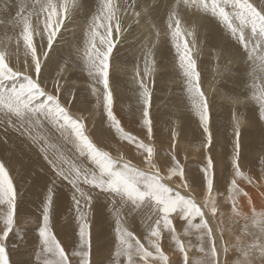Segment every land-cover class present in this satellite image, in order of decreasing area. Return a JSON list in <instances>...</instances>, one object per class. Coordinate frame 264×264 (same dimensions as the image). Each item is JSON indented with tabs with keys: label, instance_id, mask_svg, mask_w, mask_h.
I'll use <instances>...</instances> for the list:
<instances>
[{
	"label": "snow or ice",
	"instance_id": "6c2138e0",
	"mask_svg": "<svg viewBox=\"0 0 264 264\" xmlns=\"http://www.w3.org/2000/svg\"><path fill=\"white\" fill-rule=\"evenodd\" d=\"M12 8L15 12L9 17ZM161 8L167 16L166 33L172 35L180 68L194 94L193 106L206 144L211 146L210 102L201 91L194 59L197 41L202 38L209 52L215 49L217 57L241 68L246 61L259 60L260 72L264 74V3L257 6L250 0H102L93 11L91 0H0V25H6L8 32L13 33H5L0 41L6 45L0 47V147L5 154H14L16 144L12 137L16 136L45 162L38 170H29L21 162L11 176L0 157V205L5 208L0 218V264H18L12 254L29 243L20 220L31 213L22 208L18 212L23 200L18 189L27 188L41 172L51 175L42 193L34 230L38 235L31 242L35 264H105L94 258V228L96 252L101 250V244L100 229L92 215L102 214L109 203L127 206V213L132 216L129 222L118 214L114 227L105 216L108 227L113 229L108 234L109 258L113 248L116 258L112 264H193V250L199 254L195 264H264V212H256L254 201V196L264 199V173L254 178L242 171L240 125L234 128L232 178L230 186H225L224 200L229 205L231 224L244 221L243 234L233 235L234 229L226 228L225 212L218 203L220 179L213 171L212 158L201 175L192 176L175 153L168 159L159 158L152 146L125 131L114 114L109 82L113 50L127 39L126 33L133 27L154 21ZM188 9L193 10L190 15ZM81 16L82 24L78 23ZM182 22L193 25L183 32L192 40H181ZM77 28L79 39L69 41L67 34L71 31L75 36ZM160 40L161 34L156 31V41ZM147 47L144 62L150 76L148 63L156 44L149 41ZM65 48L67 53L54 59L53 54ZM78 71H87L94 85H102V90L95 86L90 93L77 89L74 81ZM237 78L243 84L239 73ZM261 79L264 81V75ZM139 84L144 127L151 137L152 89L143 79ZM243 94L242 91L239 95ZM92 96L102 102L106 122L119 138L134 146L143 167H137L133 159H114L100 146ZM252 98L259 104L256 118L264 123V88H259ZM196 195H204L203 201L197 200ZM242 202L250 206L251 215L245 214ZM73 208L76 227L61 220ZM136 217L144 219L146 240L135 234ZM249 220L259 228L258 236L249 232ZM178 224L183 227L182 233ZM165 234L174 242L177 260L164 251ZM250 235L252 239L247 241ZM37 244L39 252H35Z\"/></svg>",
	"mask_w": 264,
	"mask_h": 264
},
{
	"label": "rangeland",
	"instance_id": "374dc122",
	"mask_svg": "<svg viewBox=\"0 0 264 264\" xmlns=\"http://www.w3.org/2000/svg\"><path fill=\"white\" fill-rule=\"evenodd\" d=\"M101 2L102 0H91L92 10L95 11L97 5ZM250 2L259 6L261 3H264V0H250ZM14 12L15 8H12L9 17L11 14H14ZM187 12L191 13V9H188ZM9 17H5V19H8ZM166 23L167 16L165 10L162 8V10L156 14L154 21L146 23L144 26L145 30L151 35H156V31H159L161 34V40L159 43L157 42L160 48L157 53H155V57H151L152 60L149 58L148 63V69L152 65L157 68V73L151 78V80L148 77V79L144 80L145 82L150 83L152 89L149 114L153 123V135L149 137L146 134V129L144 127V120L142 117L144 102L139 84L140 79L134 75L135 73L132 71L130 61L128 60L127 62L125 58V56L129 54L131 58L138 59L137 68H140L139 70L142 72L141 74L143 76L145 75V55L141 53L143 48L140 47V43L143 41L141 36L144 32L141 31V29L138 30L137 27H133L130 33H126L127 39L117 44V47L113 50V55L110 58V62L112 61L111 63H118V68L124 67L123 71H128L124 75L121 74V72L118 73L117 70L115 72L112 70L109 71L110 86L113 87V92L115 91L117 93L119 101L117 105L114 103V105L117 106V109H114V114L121 121V126L125 131L136 135L138 139L143 140L145 143L152 146L159 158L168 159L175 153L177 159H179L181 164L185 167L186 172L192 176L201 175L204 166L211 157L213 160V171L220 179V190L216 192V195L218 203L221 204V210L225 212V226H227L230 213L228 211L229 205L224 203L226 198L225 186H230L229 182L232 177V141L234 138V128L239 124L238 121L236 122L235 120L237 115L243 116L244 119H247L246 117L249 118L247 119L249 123L247 122L246 125H243L240 128L242 141V171L244 168L249 167L248 162L251 159L254 164L248 169L249 175H252L255 178L258 174L264 173V123L259 122L256 118L259 104L252 98L253 93H256L259 88H264V81L261 79V76L264 74L260 72L259 60L256 62L246 61L244 67L241 68L238 65H233L223 57H217L215 49H212L211 52H209L208 49L204 47L205 41L202 38L197 41V44L202 51L199 53L196 71L199 74V85H202V87L200 85L201 91H206L205 94L210 102V127L213 132V144L211 146L207 145L206 137L202 132L199 115L193 106L194 94L190 92L188 78L185 77L183 70L178 65L180 62L179 56L176 54L175 47L172 43L171 33H166ZM5 33H7L8 36L13 35V33L8 32L6 25H0V35L5 37ZM79 37L80 33H76L75 36H73V33L69 31L67 34V39L69 41L74 39L78 40ZM2 39L3 38H1V41ZM181 40L188 41L186 36H183V33H181ZM0 45H2V47L5 46L4 43H0ZM67 51V48H65L63 52L54 54L59 57L60 55L66 54ZM158 55L159 57L157 58L156 56ZM22 59L23 58L21 57V60ZM111 63L110 65L112 67ZM226 68L228 69V74L225 73ZM129 71L134 74H130ZM238 73L243 77V84H241L240 80L237 78ZM52 75H55L54 71ZM212 79L216 82H210ZM208 82H210L211 85L217 83L219 92L213 91L211 93L208 91ZM74 84L77 89H86L89 93L93 86L102 90V85H94V82L88 76L87 71H78L76 73ZM113 85H115V87ZM253 85H255V87H253ZM242 91L244 94L239 95ZM95 98V96L91 98V108H94V110L97 106V99L95 101ZM96 113H98L97 116ZM85 115H87V113H85ZM95 120L96 125L100 124L98 125L100 127H96V134L100 141V146H102L104 150L109 151L114 159L120 157H123L124 159L138 157L140 159L139 153L134 146L128 145L125 141L121 140L119 135L115 133V130L106 122V113L104 110H95ZM99 120L103 122V127ZM89 122L91 124H89V127L92 128L93 124L91 123V118ZM12 139L16 144V151L14 154H5L4 149L0 147V157L4 158L6 166L10 169L11 176L15 175V169L21 162H23L29 170H38L44 165L45 162L40 159L34 151H30L28 146L24 144L20 138L13 136ZM150 140L151 142H149ZM181 143L188 145V148L186 147V149L185 145H180ZM244 145L249 147H245L244 149ZM130 150L135 153L131 152L132 156L133 154L135 155L134 157L131 156ZM138 158V161L133 159V161L135 160L133 163H135L137 167H143L142 165L139 166L140 163ZM50 175L51 173L45 174L41 172L32 182L29 183L27 188L22 190L18 189L20 195L23 197V200L19 203L18 212L19 209L22 208L31 213L30 216H25L20 221V228L23 231L25 239H28L27 241L29 243L26 247L21 248L12 254V259L17 261L18 264H26L29 260H32L33 264H35V255L33 254V245L31 242L38 235L34 230L37 226V218L40 215L44 185ZM206 194L205 190L204 195ZM204 195H196L197 200L203 201ZM243 204L245 206L246 214L251 215L250 206L247 205L246 202ZM255 209L257 213L264 212V199L260 204L255 201ZM4 211V206L0 205V218H2ZM61 211H63V208H61ZM105 211L100 215L95 213L92 215L95 225L100 229L99 239L101 244V250L96 252V231L94 228L93 254L94 258L104 260L105 264H112V261L116 258L114 255V248L111 250V259L109 258V241L107 239L108 234L113 229L108 227V223L105 221V216L113 227L115 225V218H117L118 214L122 220L128 219L127 221L129 222L132 221V216L128 215L127 206L121 207L119 204L113 206L109 203L107 204ZM112 217H114L113 219L115 220H112ZM61 220L65 223L67 221L70 222L71 220L72 226L76 227L77 221L75 220V209L73 208L70 213H65V215L61 217ZM0 226H2V224H0ZM248 226L250 233H259V228L253 225L251 220L248 221ZM133 229L137 237L146 240L147 227L143 218H135ZM177 229L179 232H183V227L180 224L177 225ZM181 238L185 240L188 239V237L184 236ZM251 239L252 236L246 237L247 241H251ZM169 241L170 240L167 239L165 234V239L162 241L164 251L170 255L171 259L177 260L178 257L173 254L174 242ZM192 241L195 243L194 236L192 237ZM35 252H39L38 244L35 246ZM190 258L193 260V264H195L199 259L198 252L193 250L190 253Z\"/></svg>",
	"mask_w": 264,
	"mask_h": 264
},
{
	"label": "bare ground",
	"instance_id": "6f19581e",
	"mask_svg": "<svg viewBox=\"0 0 264 264\" xmlns=\"http://www.w3.org/2000/svg\"><path fill=\"white\" fill-rule=\"evenodd\" d=\"M161 10H162V8H161ZM192 9H191V13H192ZM189 15L191 14L190 12H187ZM184 15V13L182 12V16ZM164 18H165V16H164ZM89 19H90V17H89ZM78 23H83V17L81 16L79 19H78ZM146 24V23H145ZM145 24L144 25H142V26H140L139 28H138V30H140L141 29V31H143L144 32V34L141 36V39L143 40L141 43H140V47L141 48H143V51H141V53H143V55H146L147 54V52L149 51V49H148V47H147V44L149 43V41L151 42V43H153V44H156V48L155 49H153L152 50V58H154L155 57V53H157V51H158V49L160 48L159 46H158V44H157V41H156V35H151L150 33H148L146 30H145ZM164 24H165V22H164ZM73 27L75 28L76 27V25H73ZM191 27H193V25H190V24H185V23H183L182 22V24H181V33H183L185 30H190L191 29ZM165 30V29H164ZM76 33H80V31H79V29L77 28L76 29ZM1 38H3L2 39V41L4 40V37H2L1 35H0V41H1ZM186 38L188 39V40H192L193 39V37L192 36H186ZM6 46V45H5ZM0 47H2V45H0ZM202 51V49L198 46V44H196V48H195V53H194V59H196V62L198 61V57H199V53ZM81 54H82V49H81ZM131 54V53H130ZM54 55V59L55 58H58L57 57V55L56 54H53ZM160 55V54H159ZM159 55L158 56H156L157 58L159 57ZM150 57V60H152V58ZM125 58H126V60H127V62H128V60L130 61V63H131V67H132V71L135 73H133L134 75H136L137 76V78L138 79H143V80H146V79H150L151 80V78H153V76L157 73V68L156 67H154V66H150L149 67V71H150V73H151V75L149 76L146 72H145V75L143 76L141 73L142 72H140V68H137V60L138 59H136V58H131V56L128 54V55H126L125 56ZM135 60H136V62H135ZM112 62V61H111ZM110 62V63H111ZM126 62V63H127ZM230 62V61H229ZM112 64V67H111V65L109 66V71L110 70H112V71H116L117 70V72L118 73H120L121 72V74H125L126 72H128V71H123L124 70V67H120V68H118L119 66H118V63H111ZM125 64V63H124ZM179 66H180V62H179V64H178ZM230 65H231V63H230ZM234 65V64H233ZM129 66V65H128ZM139 66V65H138ZM118 68V69H117ZM215 69V68H214ZM158 70H159V68H158ZM130 72V71H129ZM139 73V74H138ZM226 74H228V69L226 68V72H225ZM54 74H55V71H54ZM128 74V73H127ZM130 74H132V72H130ZM132 74V75H133ZM229 76V75H228ZM123 77H126V76H123ZM148 77V78H147ZM132 78V77H131ZM136 78V77H135ZM127 79H128V77H127ZM124 80H126V79H124ZM260 80V79H259ZM127 82V81H126ZM210 82H216L214 79H212ZM210 82H208L209 84H208V91H210L211 93L213 92V91H218L219 92V88H218V86H217V83H215L214 85H211L210 84ZM258 82V81H257ZM256 84V83H255ZM111 85V84H110ZM201 85V84H200ZM114 87H115V85H113ZM201 87H202V85H201ZM260 87V86H259ZM92 88V87H91ZM113 88V87H112ZM114 90V89H113ZM212 90V91H211ZM206 92V91H205ZM208 95V94H207ZM113 96H114V103L117 105L118 103H119V101H118V98H117V93L114 91L113 92ZM93 97V96H92ZM91 97V98H92ZM101 100H102V98H101ZM95 101H96V98H95ZM97 106L95 107L96 109L95 110H97V109H101V110H103V105H102V102H98L97 101V104H96ZM94 109V108H93ZM114 109L116 110L117 109V106H115L114 105ZM115 113V112H114ZM158 114V113H157ZM98 115V113H96V116ZM126 117V116H125ZM247 119H249L248 117H246ZM247 119H244V117L243 116H238L237 115V118H235V120H236V122L238 121V123L240 124V128L243 126V125H246L247 124ZM166 120H167V118H166ZM234 120V121H235ZM100 121V120H99ZM101 122V121H100ZM251 122V121H250ZM249 123V122H248ZM89 124H90V122H89ZM102 124V123H101ZM91 125V124H90ZM98 125H100V124H98ZM98 125H96V127H100V126H98ZM254 125V124H253ZM93 126V125H92ZM91 126V127H92ZM102 127H103V124H102ZM104 128H105V126H104ZM97 129V128H96ZM105 130V129H104ZM107 130V129H106ZM97 132V131H96ZM100 132V131H99ZM103 132V131H102ZM101 132V133H102ZM109 132V131H108ZM101 135V134H100ZM196 135H197V133H196ZM97 138H98V136H97ZM100 138V137H99ZM156 140V139H155ZM149 142H151V140L149 141ZM177 142V141H176ZM244 144H245V142H244ZM180 145H185L184 143H181ZM199 146V145H198ZM188 148V145H185V148ZM245 145L243 146V148L245 149ZM249 147V146H248ZM248 147H246V148H248ZM186 148V149H187ZM157 150V149H156ZM123 151V150H122ZM134 153L133 151H131L130 150V153ZM132 153H131V156H132ZM135 154V153H134ZM133 154V156L132 157H134L135 155ZM263 154V153H262ZM127 155V154H126ZM125 156V155H124ZM253 156V155H252ZM138 158V157H137ZM137 158H133V159H136L137 160ZM129 159V158H128ZM139 159V158H138ZM138 161V160H137ZM29 162V161H28ZM133 162H135V160L133 161ZM249 167H251L254 163H253V160H249ZM37 164V163H36ZM135 164V163H134ZM137 164V163H136ZM245 164V163H244ZM251 164V165H250ZM139 166H140V164H139ZM197 166V165H196ZM249 167H247V168H244V166H243V168H244V170H243V172L246 174V175H249V172H248V169H249ZM33 168V167H32ZM220 171V170H219ZM258 174V173H257ZM258 175H260V174H258ZM232 178V177H231ZM241 186H246V185H244V184H242ZM254 201H256L258 204H260L261 202H263V199L262 198H260L259 196H254ZM244 202H242V207H243V211L245 212V206H244V204H243ZM247 204V203H246ZM220 207H221V204H220ZM109 211H111V210H109ZM106 212V211H105ZM229 214V213H228ZM228 214H227V217H228ZM245 214H246V212H245ZM114 215V214H113ZM114 217H112V220H115V219H113ZM128 220V219H127ZM21 221V220H20ZM67 222H69V221H67ZM66 222V223H67ZM70 222H71V220H70ZM21 224V223H20ZM75 224V223H74ZM243 226H244V221H241L239 224H237V225H233V224H231V222H230V220L227 222V226H226V228L227 229H234V232H233V235H242L243 234V232H242V228H243ZM101 234V233H100ZM255 235H259V233H255ZM96 236V235H95ZM102 237V236H101ZM249 237H251V235L249 236ZM28 240V239H27ZM108 240V239H107ZM170 242V241H169ZM108 246V245H107ZM104 250H107V249H104ZM113 260V259H112Z\"/></svg>",
	"mask_w": 264,
	"mask_h": 264
}]
</instances>
